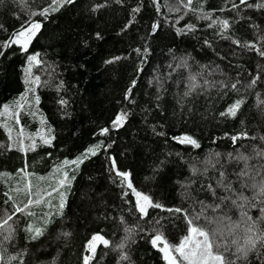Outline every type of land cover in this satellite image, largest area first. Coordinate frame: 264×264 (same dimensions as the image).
Wrapping results in <instances>:
<instances>
[{
	"label": "trees",
	"instance_id": "obj_1",
	"mask_svg": "<svg viewBox=\"0 0 264 264\" xmlns=\"http://www.w3.org/2000/svg\"><path fill=\"white\" fill-rule=\"evenodd\" d=\"M51 4L0 0V111L26 89H34L27 100L39 97L34 109H16L19 124L0 117V174H7L0 176V219L26 202L14 190L24 186L25 175L31 174L34 192L59 188L45 197L51 207L45 203L30 209L35 216H13L10 240L4 239L8 230L0 229V264H83L87 244L97 234L109 245H99L89 264H167L153 247V236L162 233L176 245L188 231L184 214L167 209L194 215L199 201L220 203L217 197L228 195L217 187L220 171L256 206L241 209L229 200L205 215L226 214L238 222L246 210L259 218L264 204L253 201V189L238 179L244 162L235 157H250L251 172L264 175V157L256 155L264 151V7L256 6L264 0H193L191 5L187 0H73L47 16L39 14ZM29 21L41 28L23 51L11 39ZM6 43L10 46L4 47ZM31 55L39 63L33 62L27 73ZM37 76L40 81L33 88L28 79ZM193 83L197 87L189 92ZM238 100L242 103L235 116L221 115ZM122 113L123 123L113 126ZM21 128L25 151L17 143ZM25 135L37 138L34 150L26 146ZM182 135L199 147L174 139ZM233 136L239 138L234 142ZM96 145L95 155L78 167H64L70 183L59 186L63 162ZM207 161L215 167L202 174ZM193 167L199 172L194 174ZM117 172L128 173V180ZM133 188L162 207L141 214ZM28 224L41 227L42 234L31 239ZM196 224L216 227L204 217ZM11 256L17 259L9 261ZM238 264H264V248Z\"/></svg>",
	"mask_w": 264,
	"mask_h": 264
},
{
	"label": "snow or ice",
	"instance_id": "obj_2",
	"mask_svg": "<svg viewBox=\"0 0 264 264\" xmlns=\"http://www.w3.org/2000/svg\"><path fill=\"white\" fill-rule=\"evenodd\" d=\"M72 3L73 0H52V4L49 5L48 8L43 9L39 14L47 16L49 11L58 10L59 6L62 3ZM193 0H187V5H191ZM241 4H246L247 0H240ZM257 7H264V4H258ZM236 7V5H233ZM134 11H138V9H134ZM31 15H36L35 12L31 13ZM224 28L228 27V21L223 20L220 22ZM156 25H153L155 29ZM41 24L38 22L27 23V26L22 25L19 30L13 33V38L11 39L12 44H18L21 46L23 51L27 50V47L36 33L40 30ZM9 44H5L4 47H9ZM254 47V46H253ZM3 53H0L2 55ZM260 55L264 56V50L260 51ZM118 59V58H117ZM29 67L25 69L27 73L31 72V65L33 62L39 63L37 60V56L31 55L28 57ZM111 63V61H107ZM194 80V78H193ZM40 78L37 76L32 83L39 84ZM134 83V82H133ZM255 83V80L252 81ZM197 85L195 83L191 84L189 87V92L195 89ZM232 88H236V85L233 84ZM33 91L34 89H26V92L21 95V97L16 100L13 105L5 104L3 106V111H0V117H7L8 119H15L16 123L19 124V115L16 109H21L24 107V102H26L27 92ZM189 92L185 93V96L189 95ZM36 103H39V97H36ZM61 103H66L65 101H61ZM242 101H236L232 104L228 109L227 113H221V115H231L235 116L237 110L240 107ZM35 115V113H32ZM126 114H118L113 120V126L119 127L124 119ZM43 123V121H42ZM9 133V139L11 137L12 129L8 127V124L5 123L3 125ZM108 130L102 129L101 134H104ZM48 132H51V129H48ZM17 143L20 145V150L25 151L24 147V131L21 128ZM239 137L233 136L232 139L235 142ZM29 139L33 140V143L28 146L29 149L34 150L35 148V140L33 137H29ZM40 139L45 144H50L49 139H45L43 135H41ZM179 143L191 144L195 147H199L196 140H194L191 136L182 135L179 137H175ZM99 148V145H96L92 148L87 149L85 153H83L80 157H77L75 160L68 161L65 160L63 162L64 165L72 164L79 166L80 163L84 159H87L89 155H95L96 149ZM257 156L264 157V151L256 153ZM231 158V154H229ZM238 161L244 162V168L240 170L238 173V179H240L245 187H251L254 191V196L252 197L253 201H259V203L264 204V175L261 174L260 171H256L254 174L250 170V166L248 165V160L250 157L245 156L243 154H239L235 157ZM218 162V161H217ZM115 166V165H114ZM215 167V165L211 161L206 162V167L204 169V173L208 171V167ZM23 171V170H22ZM55 171H60V169H56ZM199 172V169L193 167V173L196 174ZM7 174H0V176H6ZM118 176H121L124 181L128 180L129 174L126 172H117ZM29 176L31 174L25 175L23 178L25 180L24 186L17 187L14 189L17 193H23L27 199L26 202L23 203V206H16L12 214H7L3 219H0V229L6 228L8 230V235L4 237L5 240H10L14 233V228L9 224V221L13 219V216L16 213L27 214L29 216H35L36 214L30 211L31 208L44 205L51 207V199H48L45 202V197H51L52 192H58L59 188H53L52 192L48 191H33V186L31 181L29 180ZM259 177V180L256 179ZM38 179L43 180L44 177H39ZM251 181V183H248ZM65 183H70V180L67 178V174H64V178L58 181L59 186H63ZM128 187L131 188L132 185L129 182ZM217 187H220L224 190V197H217L220 200V203L216 204H205L203 201H199L200 211L196 212L194 215H189V213L182 209H167L169 212H177L183 213L185 219L188 223V231L187 235H185L178 244L172 245L170 244L164 237L162 233L157 232L151 240L153 247H157L158 245H163L159 248V251L163 253V258L167 262V264H238L239 261L247 260L250 252L257 251L259 248H264V227H261L260 224L264 223V207L260 208L261 216L257 219L249 216L247 211L244 210L241 213V220L238 222H232L231 218L226 214L224 216H216V217H208L205 215L206 211L211 208L213 212H216L218 209H221L222 204H225L227 201L231 200L233 205L241 209H245L246 207H255L256 203H251L249 198L243 194L242 191H237L232 187L231 182L227 180L226 173L224 171L219 172V179L217 180ZM210 191H212L215 196V189L211 184L208 185ZM133 193L137 197V208L141 214L146 215L147 209L149 207L161 208L162 206L158 203H153L150 197L147 195H143L137 192L134 188L132 189ZM7 195V193H6ZM234 197V198H233ZM13 197L9 196V200H12ZM239 202V203H238ZM64 207V193L60 192V203L59 209L62 210ZM51 213H44V223H47L46 217H48ZM201 217H204L206 224L212 225L215 224V228L206 229L204 226H198L196 221L200 220ZM25 231L31 234V239H36L43 232L41 227L35 226L33 224H28L25 228ZM127 231V230H126ZM242 232V235H241ZM65 235H68L65 233ZM220 239L223 241L222 243H216L215 240ZM98 243H102L105 246L109 245V241L106 240L102 235H93L91 240L89 241L88 247L90 251L95 252L96 245ZM123 247V244L120 245ZM234 248V251H233ZM122 259H127L126 256H122ZM16 256L9 257V261L16 260ZM91 257H85V264H88V261ZM0 260H3V256L0 255ZM22 264V261H21Z\"/></svg>",
	"mask_w": 264,
	"mask_h": 264
},
{
	"label": "rangeland",
	"instance_id": "obj_3",
	"mask_svg": "<svg viewBox=\"0 0 264 264\" xmlns=\"http://www.w3.org/2000/svg\"><path fill=\"white\" fill-rule=\"evenodd\" d=\"M16 45H18V44H16ZM18 46H20V45H18ZM21 47V46H20ZM34 80V78H31V79H28V82L30 83V84H32V86H33V88H35L36 87V85L37 84H33L32 83V81ZM31 94L32 93H34L33 91H31L30 92ZM30 93H28V94H30ZM32 104V105H31ZM36 98H35V96H32V97H30L29 96V99L27 100L26 99V102H24V109L26 110V108H28V109H30V108H32V109H34L35 107H36ZM10 128V127H9ZM8 132V131H7ZM26 136V135H25ZM27 137V140H28V144H26V146L27 145H31L32 143H33V140H31V139H29V136H26ZM35 139H37L36 137L34 138V140ZM83 162V161H82ZM64 167H68V165H64V164H62L61 165V171L63 172V175L65 174L64 173ZM135 199H136V203H137V197L135 196ZM137 205V204H136ZM140 212V211H139ZM91 240V239H90ZM88 244H89V242H88ZM88 244H87V253H88V257H91V259H92V257H93V255H94V253L92 252V251H90V249H89V247H88ZM99 245H103L102 243H98L97 245H96V248H95V250L97 249V247L99 246ZM163 245L161 244V245H158L157 247H155V248H157V249H159L160 247H162ZM163 254V253H162ZM91 259L88 261V264H89V262L91 261ZM83 264H85V259H84V263Z\"/></svg>",
	"mask_w": 264,
	"mask_h": 264
}]
</instances>
